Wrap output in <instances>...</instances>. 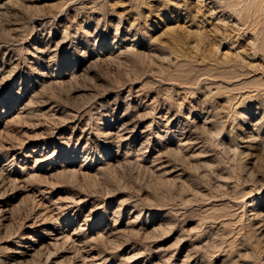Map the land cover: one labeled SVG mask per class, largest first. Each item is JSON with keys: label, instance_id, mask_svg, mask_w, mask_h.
Returning a JSON list of instances; mask_svg holds the SVG:
<instances>
[{"label": "rangeland", "instance_id": "obj_1", "mask_svg": "<svg viewBox=\"0 0 264 264\" xmlns=\"http://www.w3.org/2000/svg\"><path fill=\"white\" fill-rule=\"evenodd\" d=\"M2 1L0 264H264V0Z\"/></svg>", "mask_w": 264, "mask_h": 264}, {"label": "bare ground", "instance_id": "obj_2", "mask_svg": "<svg viewBox=\"0 0 264 264\" xmlns=\"http://www.w3.org/2000/svg\"><path fill=\"white\" fill-rule=\"evenodd\" d=\"M258 3H259V2H258ZM4 4H5V3H4L2 0H0V10L3 9V5H4ZM127 134H129V133H127ZM59 239H60V238H57V236H56V237L53 238V241H56V243H57ZM50 243H52V242H50ZM25 247H27L28 250L31 251V252H32V250L35 249V247H33V246H25ZM32 254H33V253H32ZM32 254H31V255H32Z\"/></svg>", "mask_w": 264, "mask_h": 264}]
</instances>
